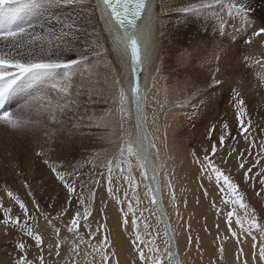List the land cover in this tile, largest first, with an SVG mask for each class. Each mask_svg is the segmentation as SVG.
I'll use <instances>...</instances> for the list:
<instances>
[{
    "label": "rangeland",
    "instance_id": "rangeland-1",
    "mask_svg": "<svg viewBox=\"0 0 264 264\" xmlns=\"http://www.w3.org/2000/svg\"><path fill=\"white\" fill-rule=\"evenodd\" d=\"M236 1L230 6L224 5L215 16L219 19V26L227 24L229 27L228 46L231 48L225 64L227 66L224 65V76L223 67L219 69V75L216 74L218 77L213 76L211 68L208 67L213 38L217 37L208 31L207 18H210V10L209 13L208 9L199 8L197 19L191 16L193 9L185 11L192 4H200L201 0H179L182 10L179 14L183 17L173 29V33L159 38L155 70L157 75L162 76L169 98V103L166 104L168 137L170 135L169 139L179 144L187 143L195 150L207 147L212 142L213 138L208 136L210 130L213 132L212 137H215L219 130H223L225 122L230 128L239 125L232 100L233 89L239 91L245 101L244 119L246 122L251 121L249 140L255 142V146L249 144L250 150L245 161L253 167L258 159L256 153L261 152L256 133L263 131L264 134V37H256L253 33L264 28V25H259L261 21H257L258 17L247 19L250 15L245 12L243 6L240 8L243 0ZM57 11L67 15V8ZM27 21L36 24L34 31L39 33L38 19L34 15H28ZM96 21L99 24L98 20ZM177 21L173 22L176 24ZM97 23L88 26L77 25L74 28L73 51L66 59H87L74 65L70 75L65 70H60L61 76L58 77L63 85H70V99L75 103L64 107L68 98L63 94L56 93L47 84H33L22 80L15 86L7 110L30 123L19 130L0 125V199H3L6 207H12L13 215H20L23 221L19 207L9 200L7 191L11 190L13 194L18 195L28 205L29 215L36 218L35 223L29 220V224H32L43 238L46 237L43 234L44 227L49 229L47 231L52 236L53 228L48 225L44 216L35 210L33 198L35 203L40 205L41 212L48 214L50 219L68 206L69 199L67 189L55 178L49 165L64 172L70 182L75 181L78 193L83 186V195L87 198L90 190L97 193V186L107 185L105 164L107 160L118 155L117 144L121 143L118 137L122 132L117 121L119 115H116L119 85L115 81L119 79L124 83V63L113 49L111 40L98 29ZM249 38L252 43H245ZM218 53L219 56L220 52ZM245 57L248 59L245 60ZM256 60H260V63H255ZM214 78L223 82L217 85ZM189 97H192L191 100ZM59 108L64 110L61 112ZM52 114L56 115V123H52L50 119ZM101 117L108 121L109 127L95 126L97 123H104ZM127 125L132 126L133 123L129 122ZM230 142L231 137L228 143ZM261 161L259 166L263 165ZM124 167L127 169V165ZM133 176L140 184L137 189L140 194L144 182L141 181L137 168L133 169ZM251 176L259 181L264 179V174H259L256 169L252 170ZM113 179L116 199L110 197L116 201L111 200L109 204L118 207L121 204L117 197L123 198V192L130 190L126 180L120 179L115 165ZM97 181L99 183H96ZM29 192L31 196L28 195ZM130 192L131 198L133 194ZM132 202L135 209L142 203L140 200L137 205L134 198ZM72 203L73 207H68V212L71 213L76 205L75 196L72 197ZM10 227L11 225L5 227L0 224V234H6ZM22 227L23 225L16 229L26 238L25 233L21 231ZM27 254L28 258L30 254H34L38 261L43 255L46 264L53 261V254L45 241L40 249L35 245L30 246Z\"/></svg>",
    "mask_w": 264,
    "mask_h": 264
},
{
    "label": "snow or ice",
    "instance_id": "snow-or-ice-1",
    "mask_svg": "<svg viewBox=\"0 0 264 264\" xmlns=\"http://www.w3.org/2000/svg\"><path fill=\"white\" fill-rule=\"evenodd\" d=\"M82 2L83 0H0V25H2L0 26V102L8 98L15 90V86H17L19 81L28 80L33 84H47L56 93L63 94L64 97L68 98L64 107L75 103V101L70 99L72 95L70 85H63L62 81L58 80V77L61 76L60 70H65L70 75L72 67L81 63L82 60H86L87 57L66 59V56L73 51L72 37L76 25L71 16L65 17L61 13H58L57 10L71 8ZM225 2L231 4L232 0H201L200 4H192L185 11L208 8ZM98 7L105 21L106 30L111 36L112 47L118 51L121 62L124 63L130 54L128 80L125 83H121L119 79L115 81L119 85L117 102L120 129L126 135L120 137L121 143L118 155L107 160L105 164L107 169V192L109 196L115 197L116 195L113 186V167L115 165L116 170L120 174V179L126 180L127 188L133 194L130 198L129 192L126 190L123 192V199H117L120 204L126 203L127 206V212H124L123 220L126 228L129 225V214L133 217L131 225L135 229V238L130 243L139 256L140 264H173L175 256L171 242L172 237L169 232L165 231L164 233L163 243L165 247L162 250L156 243V240L160 238V232H151V225L146 220L142 223L141 228V223L136 218L137 212L132 202L134 198L137 205L140 203L137 192L140 184L135 181L133 176V169L137 168L141 181L144 182L145 195L149 198L150 204L160 206L163 203L158 175L159 167L157 165L160 150L157 147L155 139L151 137L147 129L149 121L146 109L151 89L141 82V77L145 75L147 66L153 63L155 53L150 26L141 29L138 24L142 18H145L146 22L150 20V17L146 16V11L150 9V3L149 0H99ZM25 14L34 15L38 19L39 33L34 31L37 25L31 22L26 26L16 24V21ZM253 35L264 37V28L255 31ZM245 43L251 44L252 39H247ZM105 53H107V49H105ZM247 59L248 57H245V60ZM255 63L259 64L260 60H256ZM222 82L214 78L215 84L219 85ZM233 93L232 100L234 101L239 120L238 131L245 133L243 139L252 146H255L254 140H249V135L247 134L249 133L251 121L246 122L244 119L246 115L245 101L239 91L233 89ZM192 95L194 96L195 93ZM191 98L189 97L188 99L191 100ZM59 110L62 112L64 108H59ZM50 119L52 123L57 122L55 114H52ZM100 119L104 120V123H97L95 125L97 128L109 127V123L104 117ZM133 120L136 128L135 140L131 138V132L127 131L126 128L127 124ZM155 122L156 116L153 114L152 123L155 124ZM28 123L30 122L23 121L20 117L14 116L12 111L4 110L0 112V125L6 128L19 130L24 128ZM230 135L229 125L225 122L223 124L222 135L219 137L221 148L225 145L226 137ZM233 152H236L237 156L241 157L238 168L244 170V179L247 182L249 179L248 174L252 172V167H245V161L242 159L243 153L238 152L235 148L228 151L227 156L231 157ZM205 153L201 158L197 157L194 151L192 152L194 162L199 165L201 179L206 178L210 182L214 180L215 184L219 187L224 206H232V210L227 211L225 217L230 235L223 236L219 245L220 257L223 259L225 253L224 242L234 239L237 243L242 244L244 241L241 238V234H243L245 238L251 237L255 246L257 236H264V223L258 221L255 208H250L244 202V194L240 191V186L234 181L232 176L225 174V171L217 166L214 159L211 158L217 154L216 143L211 145L210 152L208 149H205ZM261 153H264V141L261 142V152L256 153L258 157L256 164L264 160V155ZM37 155H41V153H37ZM221 159L223 160L224 158L221 157ZM44 162L48 164L47 160ZM224 162L226 163L227 161L224 160ZM125 164L127 165L126 170L124 168ZM49 167L55 174V178L63 184L69 194L68 206L57 213L53 219L61 220L63 215L68 212V207H73L72 197L75 196L76 198V205L74 206L71 220L62 225L66 228L67 233L72 234L73 239L71 242L67 239H60L61 228L53 224V219H50L48 214L41 212L40 205L35 203V199L33 198L32 202L35 210L44 216L48 225L56 233L55 255L57 257L60 256L62 244L70 243L72 253L78 257L81 252V245L83 244L86 246V249H90V251L86 250L84 253L86 256L91 257L89 264H110V262L111 264H119L115 251L110 250V242L107 235H104L99 246L92 243L96 234L100 232L99 226L93 230L89 223V217L92 216L91 205L95 201L96 192L90 190L86 198L83 195V186H81V192L78 193L75 181L70 182L66 179L65 173L58 171L56 167L52 165H49ZM259 174H264V167L259 169ZM259 183L262 186L260 191L264 192V179H260ZM167 188L173 206L177 209V218H180L179 205L175 203V190L170 179L167 182ZM28 195L31 196V192ZM256 195H260V193L258 192ZM7 197L19 207L24 219L22 221L20 215H13L12 207H6L3 199H0V224L5 227L11 225L13 228H20L23 225L21 231L34 241L37 249H40V246L44 244V238L35 230L32 224H29V220L35 223L36 218L29 215L28 205L18 195L13 194L11 190L7 191ZM236 206L244 210L243 219L236 213ZM121 211H124L123 207ZM139 215L143 216V213ZM234 219L237 226L235 229L232 227ZM81 227L87 231L88 239H85L81 235ZM217 228H219V225H217ZM141 231L145 232L144 238H141ZM189 244H191V237H189ZM16 247L20 251L16 264H34V261L28 258L27 249L30 247L29 245L21 240L16 244ZM48 248L51 250L53 245H48ZM239 251L243 253V248H240ZM259 258L261 261H264V241L261 242L259 247ZM237 260L239 264H248V260H241L239 254L237 255ZM38 264H46L43 255L39 257ZM66 264H79V261L73 260L66 262Z\"/></svg>",
    "mask_w": 264,
    "mask_h": 264
},
{
    "label": "bare ground",
    "instance_id": "bare-ground-1",
    "mask_svg": "<svg viewBox=\"0 0 264 264\" xmlns=\"http://www.w3.org/2000/svg\"><path fill=\"white\" fill-rule=\"evenodd\" d=\"M232 2L237 1L232 0ZM98 3L99 0H83L81 4L67 8V15H62L65 17L71 16L75 21L76 26L93 25L96 24V20H98V29L106 34V36L111 40V36L106 30L105 21L98 7ZM149 3L150 9L146 11V16H149L150 20L146 22L145 18H142L138 24L141 29L146 26H150L155 46V53L153 63L147 66L145 75L141 77V82L142 84H145L147 88L151 89L146 109L149 121L147 129L151 137L155 139L157 147L160 150L157 165L159 167L158 175L163 203L160 206L150 204L149 198L145 195L144 188H142L139 192L142 203L139 205L138 209H135L134 207L137 212L136 218L138 222L141 223V228L142 223L146 220L151 225V232H160V238L156 240V243L162 250L165 247L163 243L164 233L165 231L169 232L172 237L171 242L175 256L173 264H239V261L237 260L238 254L240 255L241 260L247 259L248 264H264V261H261L259 258V247L261 242L264 241V236L260 235L257 236L255 246L253 245L251 237L245 238L243 234H241V238L244 241L242 244L237 243L234 239L227 240L224 242L225 253L223 259L220 257L219 245L221 243V239L223 236L230 235L225 217L227 211L232 210V206H224L219 187L215 184L214 180L210 182L206 178L201 179L199 165L194 162L192 152L194 151L197 157L202 158L206 154L205 149H208L210 152L211 145L216 143L217 154L215 157L211 158L214 159L217 166L221 167L225 171V174L231 175L234 181L240 186V191L244 194V202L247 203L250 208H255L257 219L260 223L264 222V192L260 191L262 186L260 185L258 179L252 178L251 173L248 174V181H245L244 170H240L238 168L241 157H238L236 152H233L231 157L227 156V152L231 151L232 148H235L238 152L243 153L242 159L245 161V157H247L250 150L249 143L243 139V135H245V133L238 131L239 125L235 128L229 127L231 135L226 137L223 148H221L219 144V137L222 135L223 130H219L217 136L215 135V137H212L213 132L210 130L208 132V136L213 138L212 142L209 143L207 147L199 148V150L190 148L187 143L179 144L171 138L169 139L170 135L168 137L167 125L168 108L166 107V104L169 103V98L167 95L166 85L162 82V76L156 74L155 62L159 38L161 39L162 36L173 33V29L177 27L180 19L183 17L179 14L182 11L180 10L181 2H179V0H149ZM224 5L230 6V4L225 2L206 8L208 9V12L209 10L211 12H209L210 18H207V26L210 29H208V31H211L209 33L212 35L217 36L213 38L212 45L210 43L212 49L210 57L212 62L210 59L208 64V67L211 68V72L213 73L212 75L215 77H218L216 74L219 75V69L221 67L224 68L222 75H225V67L227 66L225 64H227L229 56L228 53L231 48L228 46V25L224 24L219 26V19L215 18L216 14L221 11L220 9L224 8ZM242 6L244 7V10H246L245 12L250 15L246 17L247 19L252 17L257 19L258 17L259 19H257V21H261L259 25H264V0H243L240 5L241 9ZM198 15L199 9H194L191 16L197 19ZM27 17L28 15H23L16 21V24L26 26L28 24ZM176 20L178 21L175 24ZM115 52L120 58L118 51L115 50ZM218 52H220L219 56L217 55ZM129 70L130 54L124 62V83L129 78ZM12 98L13 94L11 93L4 110H7ZM153 114L156 116L155 124L152 123ZM116 115L118 116V114ZM117 121L119 120L117 119ZM132 123V126L127 125L126 128L127 131L131 132V138L135 140L136 128L134 126V120ZM215 132L216 131H214V133ZM256 134L261 146V142L264 141L263 131H257ZM122 135H126V133H121L118 138ZM230 137L231 142L228 143L230 141ZM118 144L117 147L120 146H118ZM221 157L224 159L222 160ZM224 160L227 162L225 163ZM261 162L264 167V160ZM245 166L246 168L252 167L249 162L246 164V161ZM262 166L256 164L252 167V170L256 169L259 171ZM169 179L171 180L175 190V203L179 205L180 218H177V209L173 206V202L169 197V190L167 188V182ZM97 187L96 198L92 206V216L89 217V223L91 224L93 230L99 226L100 232L96 234L92 243L99 246L104 235H107L110 246L112 250L115 251L116 259L119 261V264H140L139 256L130 243V241L135 238V229L131 225V219L133 218L131 214H129V225L127 228L123 224L124 212H127L126 203L123 205L121 204L124 209L122 212L121 205L117 207V205L113 206L112 204H109L111 200L113 202L116 201V197L114 199L109 196L107 192V185ZM258 192L260 195H256ZM140 213H143V216H140ZM236 213L239 214L242 219L244 218V210L240 209L239 206H236ZM72 215L73 213L67 212L63 215L61 220L53 219V224L56 227L61 228V232L59 234L61 240L67 239L71 242L73 239L72 234L67 233L66 228L62 226L71 220ZM54 217L56 216L53 215V218ZM217 225H219V228H217ZM232 227L233 229L237 227L235 219ZM44 229L45 232H43V234L46 236L44 238L46 245H53V248L49 250L53 254V261L51 264H66V262L73 260H78L79 264H89L91 257L86 256L84 253L86 250L90 251V249H86V246L83 244L81 245V252L78 257L72 253L70 243L61 245V254L57 257L55 255L56 233L53 230L52 236L50 235V232L47 231L49 229L46 227H44ZM80 233L85 237V239L89 238L87 231L83 227H81ZM144 237L145 232L141 231V238ZM189 237H191V244H189ZM21 240H23L26 244H30L31 247L35 245L33 241L27 237H23L18 233L17 229L12 226L6 234H0V264H16V261L20 256V251L16 247V244ZM240 248H243V253H240ZM146 250L145 246V251ZM176 253H178V255H176ZM30 255L29 259L33 260L34 264H38L37 257L34 254Z\"/></svg>",
    "mask_w": 264,
    "mask_h": 264
}]
</instances>
